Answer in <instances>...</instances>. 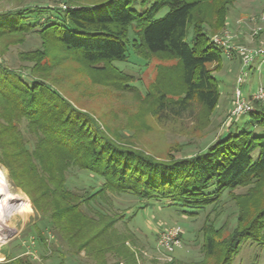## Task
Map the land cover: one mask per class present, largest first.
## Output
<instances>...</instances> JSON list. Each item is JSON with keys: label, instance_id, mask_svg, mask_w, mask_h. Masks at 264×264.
Here are the masks:
<instances>
[{"label": "trees", "instance_id": "16d2710c", "mask_svg": "<svg viewBox=\"0 0 264 264\" xmlns=\"http://www.w3.org/2000/svg\"><path fill=\"white\" fill-rule=\"evenodd\" d=\"M234 1L104 0L64 9L36 3L0 12V165L39 217L31 233L40 244L46 245L43 232L49 229L72 257L83 255L89 264H139L128 229L137 211L155 203L192 218L209 207L214 211L224 195L242 188L228 238L217 239L220 228L211 222L203 228V258L191 264L217 254L218 264H235L245 245L264 250L263 134L238 130L232 122L197 153L160 160L114 138L52 77L74 62L95 83L126 87L128 74L114 62L128 63L132 56L146 62V55H154L175 63L160 67L157 82L145 91L156 112L181 117L191 104L214 111L220 97L214 73L223 49L211 37L225 26ZM28 37L38 45L18 53L16 69L7 65L8 47L23 46ZM252 106L246 124L264 130V102ZM78 173L88 182H77ZM115 197L133 201L129 215L114 210ZM0 264L36 263L22 253ZM152 264L186 263L172 258Z\"/></svg>", "mask_w": 264, "mask_h": 264}, {"label": "rangeland", "instance_id": "374dc122", "mask_svg": "<svg viewBox=\"0 0 264 264\" xmlns=\"http://www.w3.org/2000/svg\"><path fill=\"white\" fill-rule=\"evenodd\" d=\"M101 1L104 0H0V12L36 3L59 4L63 8L67 5H93ZM166 12L167 8H164L156 18L162 17ZM263 14L264 0H235L227 15L225 26L215 31L211 38L228 35L231 36L229 44L234 49L243 47L247 50L246 53L252 55L257 50L264 51V21L260 20ZM231 19H235L236 30L239 28L245 30L242 34L247 38L246 44L233 43L236 35L232 34L228 26ZM5 40V44L11 42L10 39ZM37 45L38 41L35 38L28 37L27 43L23 46H9L3 57L5 63L16 69L21 64L17 58L18 53ZM237 54L241 55V64L226 59L232 57V51L230 55L223 54L221 68L214 73L220 92L215 110L209 112L201 106L191 104L181 117H175L168 111L156 112L155 105H152L153 97L146 98L145 95V91L157 82L159 68L174 65L173 60L146 55L143 59L147 64L133 56L128 63L114 62V66L128 74V86H119L120 88L112 81L95 83L89 71L74 62L62 64L53 71L52 77L67 99L82 110L90 112L101 127L112 132L114 138L154 158L166 160L170 157L190 156L206 148L223 135L232 122L237 123L238 130L245 129L264 135V130L246 124L250 118L248 114L234 118L230 115L240 74L245 72L248 80L252 79L253 74L247 69L248 66L243 68L242 59L245 54ZM258 75L264 78V65L255 72V77ZM240 87L244 93V88ZM230 100L231 107L226 111L225 107ZM233 130L235 127H232L231 131ZM0 176L5 182L8 201H16L11 214L0 218V248L13 250L18 247L21 252L31 255L36 264H89L90 261L83 255L72 257L64 243L49 229L43 232L46 245L40 244L36 240V235L31 233L32 226L38 222L39 217L34 213L28 197L12 185L7 170L1 165ZM88 179L83 173H78L76 181L82 184L88 182ZM244 190L240 188L233 191L231 196L224 195L222 202L214 211L209 207L192 218H185L180 212L155 203L137 211L128 221V229L135 235L136 246L131 247L138 254L139 264H152L153 261L166 263L172 258L186 264L201 261L203 228H209L212 222L216 228H220L217 239L228 238L237 216V199L245 193ZM260 194L261 198H264V190H261ZM3 197L0 195V199ZM113 199L114 210L127 209V215L130 214L129 208L133 203L131 199L127 197ZM171 227L180 230L179 245L173 252L166 254L158 243L159 236ZM218 257L219 254L208 257L204 264H218ZM3 259L0 256V260ZM234 262L264 264V250L253 245H245Z\"/></svg>", "mask_w": 264, "mask_h": 264}, {"label": "built area", "instance_id": "2783aa9c", "mask_svg": "<svg viewBox=\"0 0 264 264\" xmlns=\"http://www.w3.org/2000/svg\"><path fill=\"white\" fill-rule=\"evenodd\" d=\"M66 8V6L63 7V9ZM261 21H264V14L260 18ZM231 36L228 35L223 36L222 38L214 37L212 39V42L216 44L217 46L221 47L223 49V54L230 55L231 52L235 51L240 54H245V56L242 59L243 62V68L247 67L250 62L252 61V54L249 52L246 53V49L243 47H238L237 49H234L230 44ZM255 54H264L263 50H257L255 51ZM245 72L240 74V77L238 78V85L235 90L234 94V102L233 106L230 112V115L232 118L239 117L244 114H249L254 112V107L252 106V102H264V86H258L255 91L251 94L249 99H246L243 96L242 90H241V82L243 81V78L245 77ZM180 234V230L177 227H171L166 230H164L160 236H159V245L164 249V252L166 254H170L173 252L174 248L179 245V239L178 236Z\"/></svg>", "mask_w": 264, "mask_h": 264}, {"label": "crops", "instance_id": "0c3cea01", "mask_svg": "<svg viewBox=\"0 0 264 264\" xmlns=\"http://www.w3.org/2000/svg\"><path fill=\"white\" fill-rule=\"evenodd\" d=\"M228 26L230 27L232 34H235V38H234V42L233 43H245L248 42L247 38H245L243 36V31L245 32L244 29H240L236 30V26H235V19H231L228 21ZM264 54H253L252 55V61L250 62V64L248 65L247 69L249 71H251L253 74L251 75V80H248V77L245 76L244 81L242 83V89L244 91L243 95L244 97H246L247 99L250 98L251 94L255 91V89L259 86L262 85L264 86V78H262L261 75H258L255 77V72L260 70V67L264 65ZM228 60H230L231 62L234 63H239L241 64V55L237 54L235 51L233 52L232 57L226 58ZM263 82V83H262ZM259 84V85H258ZM255 85H258L256 88L254 87ZM231 107V100L228 102V106L225 107V110L228 111L229 108ZM4 249V248H0V256L3 257L4 259L8 256H19L21 255L23 252H21L20 248L16 247V249L13 250H8Z\"/></svg>", "mask_w": 264, "mask_h": 264}, {"label": "bare ground", "instance_id": "6f19581e", "mask_svg": "<svg viewBox=\"0 0 264 264\" xmlns=\"http://www.w3.org/2000/svg\"><path fill=\"white\" fill-rule=\"evenodd\" d=\"M7 189L3 178L0 176V195L4 196L0 199V218L4 215L11 214L16 205V201H8L9 195L6 193Z\"/></svg>", "mask_w": 264, "mask_h": 264}]
</instances>
